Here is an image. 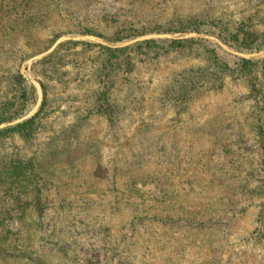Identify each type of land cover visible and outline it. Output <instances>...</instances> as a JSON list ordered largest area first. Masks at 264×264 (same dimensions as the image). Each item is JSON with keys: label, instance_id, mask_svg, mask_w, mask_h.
Segmentation results:
<instances>
[{"label": "rangeland", "instance_id": "obj_1", "mask_svg": "<svg viewBox=\"0 0 264 264\" xmlns=\"http://www.w3.org/2000/svg\"><path fill=\"white\" fill-rule=\"evenodd\" d=\"M236 30L264 0H0V264H264V48Z\"/></svg>", "mask_w": 264, "mask_h": 264}, {"label": "trees", "instance_id": "obj_2", "mask_svg": "<svg viewBox=\"0 0 264 264\" xmlns=\"http://www.w3.org/2000/svg\"><path fill=\"white\" fill-rule=\"evenodd\" d=\"M220 23V20H215L214 22H212V26L216 27L217 24ZM194 32H198V28H192ZM167 32H172V33H185L187 30L181 26L180 28H174V29H168L166 30ZM220 30L217 34H215V37L220 38ZM213 34V32H212ZM127 37L129 36H124L123 39H127ZM224 42H228L232 41V43L235 45V48L237 49V51H250V50H256L259 51L261 49L264 48V31H240V30H236V32L233 33H229L228 35V39L227 40H222ZM186 40H182V39H173V40H164V41H157V40H145L143 42H139L137 43L135 46L136 47H144V46H151L153 44H159V43H164L167 44V47L169 48H173V47H177L182 45L183 43H186ZM76 42H72V44H75ZM86 45H91L90 43L85 42ZM100 49H103L105 51L111 52V53H115V52H121L123 51L125 48H108V47H104V46H99ZM131 49V47H130ZM214 52V51H212ZM218 58L215 57V60H217ZM249 65H256V62L245 59V58H239L238 62H237V66H239V72H243L247 66ZM23 81V78L20 74H17V76L15 77L14 82L15 83H21ZM103 108V105L97 106L96 110L97 111H101V109ZM4 121L0 120V124L3 123ZM32 123V118L29 120H26L24 122L18 123L16 124L14 127L9 128L13 131L15 130H22L24 129L28 124ZM2 133V132H0Z\"/></svg>", "mask_w": 264, "mask_h": 264}]
</instances>
